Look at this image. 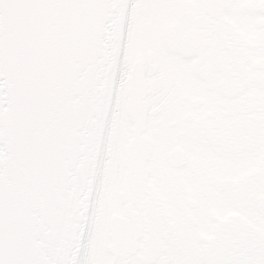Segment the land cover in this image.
<instances>
[{"label": "snow or ice", "instance_id": "1", "mask_svg": "<svg viewBox=\"0 0 264 264\" xmlns=\"http://www.w3.org/2000/svg\"><path fill=\"white\" fill-rule=\"evenodd\" d=\"M0 264H264V0H0Z\"/></svg>", "mask_w": 264, "mask_h": 264}, {"label": "water", "instance_id": "2", "mask_svg": "<svg viewBox=\"0 0 264 264\" xmlns=\"http://www.w3.org/2000/svg\"><path fill=\"white\" fill-rule=\"evenodd\" d=\"M111 13H105V16H110ZM89 22L91 23L92 22V18L90 17L89 18ZM106 36L109 38V40H112L113 39V34L112 33H106Z\"/></svg>", "mask_w": 264, "mask_h": 264}, {"label": "flooded vegetation", "instance_id": "3", "mask_svg": "<svg viewBox=\"0 0 264 264\" xmlns=\"http://www.w3.org/2000/svg\"><path fill=\"white\" fill-rule=\"evenodd\" d=\"M127 73V70L125 69V74Z\"/></svg>", "mask_w": 264, "mask_h": 264}]
</instances>
